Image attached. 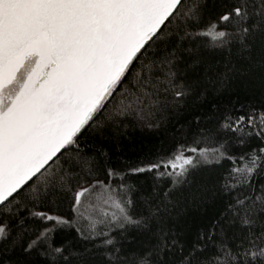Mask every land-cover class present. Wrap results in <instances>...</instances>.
I'll return each instance as SVG.
<instances>
[{
	"label": "snow or ice",
	"instance_id": "obj_1",
	"mask_svg": "<svg viewBox=\"0 0 264 264\" xmlns=\"http://www.w3.org/2000/svg\"><path fill=\"white\" fill-rule=\"evenodd\" d=\"M0 264H264V0H0Z\"/></svg>",
	"mask_w": 264,
	"mask_h": 264
},
{
	"label": "trees",
	"instance_id": "obj_2",
	"mask_svg": "<svg viewBox=\"0 0 264 264\" xmlns=\"http://www.w3.org/2000/svg\"><path fill=\"white\" fill-rule=\"evenodd\" d=\"M158 147H160V136L137 130L122 141L121 155L125 159L139 158L149 151L155 152Z\"/></svg>",
	"mask_w": 264,
	"mask_h": 264
}]
</instances>
